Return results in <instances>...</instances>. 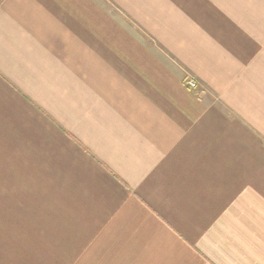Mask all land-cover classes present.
I'll return each instance as SVG.
<instances>
[{
	"label": "crops",
	"instance_id": "obj_1",
	"mask_svg": "<svg viewBox=\"0 0 264 264\" xmlns=\"http://www.w3.org/2000/svg\"><path fill=\"white\" fill-rule=\"evenodd\" d=\"M0 264H264V0H0Z\"/></svg>",
	"mask_w": 264,
	"mask_h": 264
},
{
	"label": "built area",
	"instance_id": "obj_2",
	"mask_svg": "<svg viewBox=\"0 0 264 264\" xmlns=\"http://www.w3.org/2000/svg\"><path fill=\"white\" fill-rule=\"evenodd\" d=\"M184 85L192 90H195L199 87L198 81L193 77H187L184 80Z\"/></svg>",
	"mask_w": 264,
	"mask_h": 264
}]
</instances>
